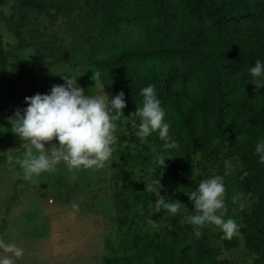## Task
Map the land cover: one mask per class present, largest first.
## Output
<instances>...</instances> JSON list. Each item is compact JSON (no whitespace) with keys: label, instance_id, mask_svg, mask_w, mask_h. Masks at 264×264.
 Returning a JSON list of instances; mask_svg holds the SVG:
<instances>
[{"label":"trees","instance_id":"trees-1","mask_svg":"<svg viewBox=\"0 0 264 264\" xmlns=\"http://www.w3.org/2000/svg\"><path fill=\"white\" fill-rule=\"evenodd\" d=\"M16 5L11 32L18 45H24L22 30L33 11L51 23L65 21L93 74L100 73L99 86L112 96L124 92V116L141 105V90L154 85L169 138L178 145L165 150L158 131L142 140L138 128L123 118L118 122L116 135L126 143L118 139L113 152V240H107L101 264H227L241 248L250 264H264V164L255 154L264 139V87L254 91L249 73L257 59L264 62V0H17ZM35 43L37 69L72 58L52 40ZM10 53L3 51L0 36V66ZM157 153L172 156L163 170L154 161ZM225 160L234 166L224 176L225 203L227 213L240 217V235L228 240L221 231L204 230L197 238L184 215L193 208L187 193L202 179L223 176ZM161 171L160 195L185 205L176 215L156 212V197L145 189ZM241 193L248 194L247 206L233 202Z\"/></svg>","mask_w":264,"mask_h":264},{"label":"rangeland","instance_id":"rangeland-1","mask_svg":"<svg viewBox=\"0 0 264 264\" xmlns=\"http://www.w3.org/2000/svg\"><path fill=\"white\" fill-rule=\"evenodd\" d=\"M16 2L0 0L2 49L11 52L0 66V239L23 249L21 258L13 257L15 264H101L106 242L113 240V153L100 169L69 170L61 162L56 171L34 177L38 183L18 178L19 165L6 160L9 151L15 157H23L25 151L24 142L10 131L8 122L17 108L27 107L25 97L47 94L53 85L64 84L61 74L78 77L77 83L85 94H94L101 88L91 79L92 68L76 48L75 37L62 19L51 23L33 11L22 30L24 45H18L11 32L17 20ZM39 38L45 42L52 40L56 47L62 46L72 58L68 63L37 69L34 53L38 47L35 41ZM22 62L25 64L19 65ZM119 137V143L124 146L126 141ZM53 144L58 142L53 140L45 147ZM234 200L240 206L249 204L248 194L241 193ZM72 202L80 209L74 217L70 215ZM191 211L185 212V217ZM229 217L241 224L236 213H226L225 219ZM204 230L220 231L213 225L200 229ZM3 255L0 250V256ZM232 256L233 260L227 264H250L242 248Z\"/></svg>","mask_w":264,"mask_h":264},{"label":"clouds","instance_id":"clouds-1","mask_svg":"<svg viewBox=\"0 0 264 264\" xmlns=\"http://www.w3.org/2000/svg\"><path fill=\"white\" fill-rule=\"evenodd\" d=\"M249 73L252 77L251 83L255 85L254 91L258 92L264 87V62L257 59ZM60 76L64 84L53 85L47 94L36 93L25 97L24 103L27 107L17 108L13 116L8 118L10 131L24 142L23 157H15L10 151L6 156L9 163L19 165L21 171L16 173L18 178L38 183L34 177L38 178L44 172L56 171L61 162L69 170L103 168L116 150L115 145L119 139L116 132L122 118L124 123L138 128L136 135L142 140L158 131L159 139L164 141L165 150L178 147L169 138L170 125L164 122L165 112L154 85H148L141 90V105L126 117L122 111L126 107L123 91L110 96L101 87L94 94H85L84 88L77 83L78 77L71 74ZM99 77L100 73L96 72L91 79L97 81ZM53 140L58 144L46 148L45 145L51 144ZM255 154L259 157V162L264 164V139L256 144ZM171 158L170 155L157 153L154 158L157 169L166 168L165 160ZM224 164L223 176L214 175L202 179L195 190L187 193L193 204L191 213L187 214V222L195 226L194 235L197 238L202 235L200 229L207 225L219 228L223 233L222 239L231 240L240 235L241 225L231 217L225 219L228 207L225 203L224 176L231 174L234 166L230 160H225ZM162 175L163 171L160 177L146 183L145 189L156 197V212L164 209L176 215L185 205L160 195L163 188L160 182ZM247 175L245 171L241 179ZM70 207V215L74 217L80 210L79 205L72 202ZM0 250L5 253L0 256V264H15L13 257L19 259L24 255L22 248L14 243H6L3 239H0Z\"/></svg>","mask_w":264,"mask_h":264}]
</instances>
